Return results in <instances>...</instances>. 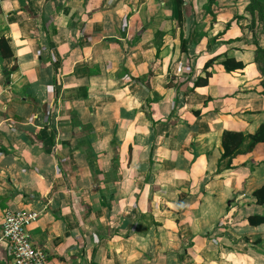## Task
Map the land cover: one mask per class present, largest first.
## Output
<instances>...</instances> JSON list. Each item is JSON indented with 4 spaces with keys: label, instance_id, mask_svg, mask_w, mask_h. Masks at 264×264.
I'll return each mask as SVG.
<instances>
[{
    "label": "crops",
    "instance_id": "1",
    "mask_svg": "<svg viewBox=\"0 0 264 264\" xmlns=\"http://www.w3.org/2000/svg\"><path fill=\"white\" fill-rule=\"evenodd\" d=\"M208 1L0 0V232L36 212L47 264H264V27Z\"/></svg>",
    "mask_w": 264,
    "mask_h": 264
},
{
    "label": "trees",
    "instance_id": "2",
    "mask_svg": "<svg viewBox=\"0 0 264 264\" xmlns=\"http://www.w3.org/2000/svg\"><path fill=\"white\" fill-rule=\"evenodd\" d=\"M176 5L178 7L185 4L184 0H175ZM214 1V0H211ZM252 3L249 6V10L251 11L252 15V22L253 26H256V15L258 14V21H261L263 23L264 27V0H251ZM257 13V14H256ZM182 15L180 14L179 20H182ZM0 54L4 57H11L13 56V52L7 43L6 39L4 37L0 38ZM213 61H210L207 63V66L210 65ZM256 62L258 64L259 69L262 73H264V48L258 47L256 50ZM223 66L225 70L229 73L235 72L237 70H241L244 68V64L242 62H238L233 58H227L223 61ZM210 77V73H207L206 78L199 79L197 82L198 85H208V80ZM263 87V94H264V81L262 83ZM248 137L251 139L250 143L247 145L245 152L252 151L255 146L258 143H264V123L260 125V127L257 129V131L253 134L248 135ZM247 138V135H245L243 132L239 131H230L225 130L222 135V146L224 149L223 157L229 158L228 166L232 163V158L236 155L241 153V147L244 144L245 140ZM255 196L257 197V203L263 204L264 203V186L255 191ZM250 220V219H249ZM253 220L251 219V222ZM259 222H264V217L259 219Z\"/></svg>",
    "mask_w": 264,
    "mask_h": 264
},
{
    "label": "built area",
    "instance_id": "3",
    "mask_svg": "<svg viewBox=\"0 0 264 264\" xmlns=\"http://www.w3.org/2000/svg\"><path fill=\"white\" fill-rule=\"evenodd\" d=\"M36 219L37 213L34 211L5 212L0 232V250L2 245H6L10 256L8 264H47V252L33 243L29 233V227Z\"/></svg>",
    "mask_w": 264,
    "mask_h": 264
},
{
    "label": "rangeland",
    "instance_id": "4",
    "mask_svg": "<svg viewBox=\"0 0 264 264\" xmlns=\"http://www.w3.org/2000/svg\"><path fill=\"white\" fill-rule=\"evenodd\" d=\"M238 1V6H241V7H243V6H247V9H246V13H247V16L249 17V15L252 17V15H251V11L249 10V6H250V4L252 3V1L251 0H233V3H235V2H237ZM253 2H254V0H253ZM215 3V1H211V0H209L208 1V3H207V5L208 6H212L213 4ZM217 4V3H216ZM257 14V13H256ZM258 14L256 15V25H257V21L259 20V18H258ZM260 70V69H259ZM260 72H261V70H260ZM263 81H264V73H262L261 72V77H260V84L262 85V83H263ZM263 86V85H262Z\"/></svg>",
    "mask_w": 264,
    "mask_h": 264
}]
</instances>
